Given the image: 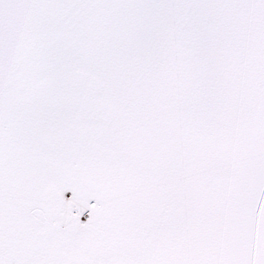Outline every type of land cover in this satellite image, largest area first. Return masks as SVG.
<instances>
[{"label":"snow or ice","instance_id":"obj_1","mask_svg":"<svg viewBox=\"0 0 264 264\" xmlns=\"http://www.w3.org/2000/svg\"><path fill=\"white\" fill-rule=\"evenodd\" d=\"M0 264H264V0H0Z\"/></svg>","mask_w":264,"mask_h":264},{"label":"rangeland","instance_id":"obj_2","mask_svg":"<svg viewBox=\"0 0 264 264\" xmlns=\"http://www.w3.org/2000/svg\"><path fill=\"white\" fill-rule=\"evenodd\" d=\"M67 195L69 198L71 197V193H68ZM82 219L87 220V216L85 215Z\"/></svg>","mask_w":264,"mask_h":264}]
</instances>
